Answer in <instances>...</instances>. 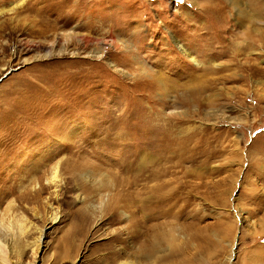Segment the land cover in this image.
<instances>
[{"label":"rangeland","instance_id":"obj_1","mask_svg":"<svg viewBox=\"0 0 264 264\" xmlns=\"http://www.w3.org/2000/svg\"><path fill=\"white\" fill-rule=\"evenodd\" d=\"M199 5L24 0L0 15L10 22L0 34V177L16 190L0 201V222L26 216L21 232L0 223L8 264H264V20L240 26L227 6L219 22ZM41 8L62 18L48 37L31 32L44 27L34 20ZM107 13L116 17L103 21ZM209 22L217 46L231 39L250 48L213 58L219 66L210 70L200 53L197 66L177 40L197 53ZM113 24L129 48H116L106 32ZM73 30L93 31L96 40L74 54L76 41L64 35ZM102 39L104 57L96 52ZM109 125L129 137L124 147L79 140ZM156 132L172 144L137 151ZM54 154L63 166L58 194L46 179L36 188L31 180Z\"/></svg>","mask_w":264,"mask_h":264},{"label":"bare ground","instance_id":"obj_2","mask_svg":"<svg viewBox=\"0 0 264 264\" xmlns=\"http://www.w3.org/2000/svg\"><path fill=\"white\" fill-rule=\"evenodd\" d=\"M3 1L4 0H0V2H3ZM60 1L63 2V3H66V6L67 7L72 8L73 6H77L79 4V2L84 1V0H66V1L65 0H60ZM201 1H200V3H201ZM191 2H192L193 5H199V3L196 0H191ZM203 2H204V0H203ZM23 4H24V0L19 1V2H15L9 8L8 7H6V8L5 7H0V15L1 14H4V13H14V12H17L16 10L18 9V7L19 8L20 7H23ZM199 6H200L199 8H200L202 14H205L207 17H211V15L212 16H215L216 18H218V21L219 22L221 20H224V11H225V8L227 6H230V7L234 8V9H236L237 16L239 18L238 24L240 26H243V27L244 26H251L250 25L251 24L250 22H253L255 24V23H261L260 21L264 20V0H223V1L222 0H206L204 3H202ZM64 8H65V6H64ZM43 10H45V8ZM43 10H42V8L41 9H37V13L36 14L39 15V18L36 17L34 19L36 21V24L37 23H40L42 26H44L43 29L42 28L39 29V30H37V29L34 30L33 29L31 32H32L33 35H36V36H39V37H48L49 36L48 33H50V31H52V29L57 26V23H59V21L62 18H60L57 15L55 18L51 19V17L53 15H55V13L51 17H46V15L43 16L42 15L43 14ZM115 17H116V14L109 15L107 13L104 17H102V20L105 21L106 19H110V18L113 19ZM9 21H10V19H9ZM69 21L70 20H67V22L65 24H63V26L66 27L68 25ZM9 25H10V22H8V21L1 22L0 23V34ZM37 26H38V24H37ZM96 26L97 25H95V27L94 26L92 27L93 30H95V29L98 28ZM103 26H104V23H102L101 27H103ZM116 27H117V24L116 25L113 24L112 26H110V28H108V30L106 32L108 34H114V36L116 38V35H119V34H117L115 32V30H116L115 28ZM195 27L196 28H194V30H199L200 29V28H198L199 26H195ZM255 27H257V26H255ZM86 28H88V26ZM203 28L205 29V31L202 32L201 35H200V39H202L200 41L201 48H200V50L197 51V53L194 52V50H193L192 47H187L181 41H178L177 40V44H178L179 49L182 51V53L187 58H189L191 61H193L197 66H199L201 64L203 65L204 61H206V64L203 65V66H201L202 69H204V70H210V69H213L214 67L219 66V64L216 63L213 60V58H220V57H222L225 54H228V53L230 54V52H232V53H244L248 48H250L249 47L250 45L240 47V45H238L237 42H235L234 40H231V39L227 42V44L217 46L218 41L219 42H221V41L219 40V37H216V36H218V34L215 35V31L216 30H215V27H214L213 23L212 22H209V24L203 25ZM249 30H250V28H248V31ZM253 30H257V28H253ZM257 31L261 35L264 32V31H260L259 29ZM138 32H139L138 29L137 30H134L133 35H137ZM244 32H245L244 34L247 35V32L246 31H244ZM67 33L68 34L65 33L64 35L67 36V37L70 36L72 38V40H75L76 41L75 46L79 50L78 53L77 52H74V54L83 53L81 50L83 48H85V47H88V45L90 43H93L96 40L93 31H88V33L79 34V32H76L75 33L74 30H73L72 32H67ZM249 35H252L253 36V34H251V33ZM57 38H58V36H57ZM115 38L113 39V43L116 46V48L123 49V48H129L130 47V45H131L130 42L126 41L125 39L124 40L121 39L122 37L120 38L118 36V38H116V39ZM67 41H68V39H67ZM105 44H106V41L103 40V39L102 40H98L97 43H96V45L98 46L96 52L99 53L98 56H100V57H104V53H103L104 47L103 46ZM67 49H68L67 47H64V48L61 47L57 52H58L59 55H63V54L66 53V50ZM126 50L128 51V49H126ZM200 53L201 54L204 53V54H202L203 56L205 55L204 56L205 57V60L204 61L199 59L198 55ZM52 55H56V53L55 54H52V52H50L49 56H52ZM210 61L213 62L211 66L207 65V63H209ZM248 66H249V63H248ZM155 81L158 82V83H156V86H158L157 88H160L161 90H163V88H164L163 87L164 81H163L162 75H161V77L160 76H157ZM159 84H160L161 87H159ZM165 90L168 91V89H165ZM51 92H52L51 89L44 90V93H45V95L47 97H49L51 95ZM191 102L193 103L192 100H191ZM112 127L114 128V126L109 125L105 129H101L99 132L93 134L92 136H84V137L82 136V137L79 138V140L81 138L82 139H85L87 141L90 140V142L94 145V146H92V148H95V149L96 148L113 149V148H117L119 146L124 147V138H129V137L128 136H125L124 135V132H112ZM149 133H151V132H149ZM149 133L146 134V136L143 137V140H142L141 145H139V147H137V151L138 150H141V149H143V151L144 150H149L150 148L153 149L152 147H154V148H157V147L160 148L161 147L162 149H164L167 146H169V144L171 142L170 140L173 137L172 136L170 138V140H169V137L171 135H167L166 132L165 133L156 132V138L153 140L152 138L149 137ZM172 142H171V144H172ZM0 143H2V142H0ZM75 144H76V141H75V143L71 147L75 146ZM128 144H130V143H128ZM259 149L260 148H257V151ZM259 153H261L262 156H264V149L263 150L261 149ZM56 157H57V154H54L50 158V160H49L50 163L49 164L47 163V166H45V165L43 166V169L45 168L44 170H46V173L44 171H42L41 175L34 176L31 179L32 182H34V187L35 188H36L37 184L42 179H46L47 184L51 185V187L53 188L52 189L53 192H55L57 194L60 192V190L62 189V185H63V177H62V175H63L62 174L63 166H62L61 161H57V162L55 161V163H52V162H54L53 160H55ZM26 160L27 159L22 160L21 162H19V164L23 167V163ZM106 162H107V160H106ZM122 162H120V166L123 168L124 167V164H122ZM0 166H3L4 167L2 161H0ZM8 167H9V165H8ZM7 182L8 181L5 180V177L4 176H1L0 177V201L4 200V199H6V198H8L10 196H13L16 193V190L13 188L12 185L9 186V187H6ZM43 193H44V187H39V188L35 189V198L41 199ZM58 196H60V195H58ZM23 197H24V195H20L19 197H17V199L18 198L20 199V198H23ZM39 199H38V201H39ZM24 201H25V199H24ZM47 201H49V199H47ZM37 203H39V202H37ZM11 206H12V201L9 202V204H8V208H7L8 211L10 210ZM54 214L55 215L52 217V221H55L58 218V216L56 215V212ZM24 217H26V216L25 215L24 216L21 215L19 217L18 216L14 217V218L12 217V219H10V220L7 218L9 220L7 225H6L7 222H2L1 221L0 223H1V226L2 227H4V226L5 227H9L10 230L11 229H14L16 227L18 230H20L19 232H21V230H23V229L26 230L25 229V221H24L25 219H24ZM3 219H5V216H4ZM6 245L7 244L5 242V239H3V237L2 238L0 237V264H8L9 263L8 262V259L6 257V254L4 253L5 252L4 251L5 250L4 247ZM6 250H7V248H6ZM7 255H8V253H7ZM262 256H264V255H262ZM261 259H263V258H261ZM128 263L129 262H127V263L126 262H122L121 264H128ZM130 264H134V263H130Z\"/></svg>","mask_w":264,"mask_h":264}]
</instances>
